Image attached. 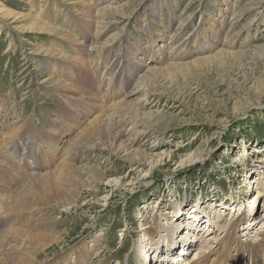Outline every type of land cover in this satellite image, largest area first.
<instances>
[{
  "label": "rangeland",
  "instance_id": "rangeland-1",
  "mask_svg": "<svg viewBox=\"0 0 264 264\" xmlns=\"http://www.w3.org/2000/svg\"><path fill=\"white\" fill-rule=\"evenodd\" d=\"M36 1L0 0V10L11 13L7 18L0 14V131L3 142L14 140H10L12 135L6 139L12 131L20 141L12 150L11 143H7L5 156L0 157V191H4L0 227L2 230L7 227V215L16 207L13 229L26 227L27 234L58 233L51 244L39 247L27 263L149 264L160 247L151 249V240L147 249L138 251L136 245L140 246L143 236L146 240L149 237L144 228L170 226L177 202L190 207L202 198L249 204L256 189L249 188L248 180L241 174L255 169V165L257 169L250 176L263 193L264 0H85L84 4L74 0H42L45 6L40 14L38 7L32 9ZM156 2L159 7L153 11ZM104 6L116 8V15L110 16L107 26L95 31L101 21L97 14ZM88 10L89 16L83 14ZM149 12L154 17H149ZM239 13L230 30L217 27L222 17L228 22ZM26 16L37 17L41 25L53 27L75 40L85 35L86 39L81 41L88 46L87 52L48 29L45 33L30 29L32 23H28ZM154 41L168 42L165 52H171L165 61L150 64L140 74L149 78V85L154 86L153 81L159 84L154 86L159 102L141 109L152 117L149 121L142 120L151 131L134 145L139 156L134 152L130 153L134 156L119 153L120 141L110 143L103 138H113L107 133L113 130L111 123L117 125L120 113L112 115V121L102 119L109 128L103 137L93 132L91 142L78 140L76 148L67 153L70 141L89 125L98 111L109 112L111 103L136 92L140 78L126 82L125 73L113 63L128 60L136 66L142 53L154 48L151 44ZM231 42L234 44L227 47ZM218 51L227 54L204 60ZM162 53L155 51L153 56L161 57ZM198 59L203 60L197 62ZM181 63L188 66L166 69L169 64ZM152 67L160 68L154 71L158 76L145 73ZM60 81L69 85V89L62 88ZM143 94L135 95L131 103L139 102ZM122 112L123 122L118 119V123L131 130L135 126L134 112L126 107ZM49 119L57 121L51 128ZM63 134L66 143L58 155L46 154L31 144L26 148L28 157L18 162L25 150L20 139L28 138L35 143L37 139L55 140ZM240 143L246 149L241 150ZM251 147L257 153L251 152ZM64 160L74 169V173L68 172L71 178L67 180L82 179H76V185L71 184L70 196L56 200H63V205L46 199L38 203L42 205L38 210L32 206L29 210L17 201L30 176L52 173ZM32 163L41 165L35 170L30 168ZM88 167H96L99 174L93 173L87 180ZM65 183L69 182H63L60 189L67 190ZM221 205L219 208L224 209ZM235 209L221 223L207 212L211 222L219 225L215 226L218 230L215 235L197 243L201 244V252L209 245L207 253L216 250L230 221L237 217L234 212L242 207ZM256 210L260 218L264 214L263 204ZM182 220L190 219L177 214L175 221ZM243 228L247 224L238 229L241 235L245 232ZM7 243L11 247L0 250V263H17L16 258L23 251L16 249L18 243L11 240ZM189 254L181 257L180 263L194 257L191 251ZM73 260L76 262L69 263Z\"/></svg>",
  "mask_w": 264,
  "mask_h": 264
},
{
  "label": "bare ground",
  "instance_id": "bare-ground-1",
  "mask_svg": "<svg viewBox=\"0 0 264 264\" xmlns=\"http://www.w3.org/2000/svg\"><path fill=\"white\" fill-rule=\"evenodd\" d=\"M100 1H106V0H100ZM76 2H78L80 4H84L85 0H74V3H76ZM43 3H44V1L37 0L36 3L33 5L32 9L34 8V6L38 7L39 14H40L43 11V9H42L43 6H45ZM161 3H163V2L161 1ZM158 5L159 4H157V2H156L155 5H153L152 10L155 11L156 9H154V8L159 7ZM54 8H56V6H54L53 9ZM115 9L116 8H110V6H104L101 8V11H99L97 14V15L101 16V21L99 23V28H97L95 31L101 29L104 26H107V24H109L111 22L110 16H112L113 14L116 15V13H114ZM241 12H243V11H241ZM69 13L71 15H73L72 12H69ZM84 13L89 16L91 14V11L88 10L86 12H83V14ZM0 14L4 18L11 16V13L9 11L7 12V10L4 12L3 8L0 10ZM149 14H151V15H149V17H154V14H152L150 12H149ZM219 14H221V12ZM240 15H241L240 13L235 14L230 20H228V22L224 21L222 19L223 17L220 15V17H222L221 18L222 21L217 22L218 23L217 27L221 28L223 30L224 29L230 30L232 25L235 24V22H234L235 19H238V17ZM12 16H14V15L12 14ZM26 17H27V20H29L28 23H32V26H29L30 29L36 28L38 30H35V31L44 32V33H45L46 29H48L52 33H54V35H58V37L63 38L68 43H70L72 46L80 49V51H83L85 53L87 52L88 46L84 45L83 42L81 41L83 39H86L85 35H82V37H81L82 39H80V40L76 39L75 40L72 37H69V36L62 34L59 30H57L53 27L49 28V27H45V26L41 25L39 23L37 17H31V18L28 16H26ZM145 21H146V19H145ZM165 22H167V21L165 20L164 23ZM30 29L27 32H30ZM22 32H26V31L23 30ZM226 41H225V43H226ZM154 42L151 43L152 45H154L153 46L154 48H150L149 50H151V51L149 53H147V52L142 53L143 57L138 58L139 63L136 66L133 67L132 65H130V62H128V60H124L123 62L120 61V62L113 63L114 66L115 65L118 66L116 68H120L121 71L125 73L126 82H130V81L134 82V81H137L139 78L140 79L142 78V80L140 81V79H139V81L137 83L136 92L135 93L130 92L127 95L123 96V98H121V100L116 101V102L114 101V103H111V108H110L111 110L109 112L108 111L107 112H102V111L99 112L98 111L97 115L95 117H93V119H91V121L89 122V125L87 127L83 128L79 133H77L75 138L70 141V144H69L70 150H68L67 153H69V151H72L73 149L76 148L75 144L77 143L78 140H79V142H86V143L91 142V138L93 137L91 133H93V132H95V133L97 132L100 134V137H103V133L105 132V130H109V128L105 127L102 119L104 118L105 120L112 121V118H111L112 115L119 114V113H120V115H118L119 117L116 118L117 119L116 124L118 126L111 123L113 130H109V133H107L109 135H112L113 138L111 140H109V139L107 140V137H103V138L106 141H109L110 143L114 142L115 140H116V142L120 141L119 147L117 148V152H119V153L127 152L128 155H131L130 153H133V152L135 153V150L133 149L135 147L134 145L136 143L139 144V142L143 139V137L145 135L149 134L151 131L150 128H147L146 126H144L142 120H144V119L148 120V118L152 117V114L151 113H143L142 110L144 108L146 109L148 107L149 103L159 102L158 99L157 100L155 99L156 93H154L155 84L156 85H159V84H157L155 81H153L154 86L149 85V78L145 79V78H143L144 77L143 75L140 77V74L143 73L150 64H152V63L159 64L160 62L165 61L168 57H170V52H171V51L165 52V48L168 46V44H167L168 42L167 43H158L156 41H154ZM151 44H150V46H152ZM233 44H234V42H231V44H229V45L227 44V47H231ZM161 50L164 51V53H162V55L160 54L161 57L153 56V55H155V51L156 52L157 51L162 52ZM171 50H172V47H171ZM152 52H153V54H151ZM226 54H227L226 51H218L215 55L210 56L208 58H204V60L207 61V60L213 59V58L216 59L220 56H223V55L225 56ZM60 55L65 57V55H62V54H60ZM202 60L203 59H200V60L198 59L197 62H201ZM187 66H188L187 63H185V64H183V63H181V64H169L166 69L179 70L180 68H186ZM127 69H128V71H126ZM159 69H155L152 67V69H148L145 73L150 74V72H151V76L152 75L158 76L154 73V71L159 70ZM136 74H139V77H137L138 75L136 76ZM134 78H136V79H134ZM48 82L56 85V83H54L52 80H48ZM60 83H62L64 85V87H62V88L69 89V85H66L64 81H60ZM142 92H144V94L141 96L144 99L142 98L141 100H139V102H138V100H134L132 103H136V105H134L136 107L132 108L131 101L133 100L135 95L141 94ZM88 94H86V95H88ZM111 100H112V98H111ZM155 104L157 105V103H155ZM125 107L129 108L130 111L134 112V113H132V112L131 113L134 116L133 117L134 118L133 119V125H135V126L131 130L123 129L122 126H120L118 123L119 120H120V122H123L122 118L124 117V115H121V114L123 113L122 111L124 110ZM135 118H137V119H135ZM56 122L57 121H55V120L54 121H52L50 119L47 120L48 127L51 128L53 123H56ZM54 128H55V126H54ZM114 132H116V134ZM55 133H58V131ZM66 133L69 134L70 131L69 132L66 131ZM0 134H1V131H0ZM3 135H5V134H3ZM11 135H12V137L10 140H13V139L14 140L10 141V142L7 141L8 145H9V143H11L10 147H9L10 150L15 149L16 145H18L20 142V141H17V138L14 137V135H15L14 131L10 132L9 136L6 137V139L8 140ZM3 137L1 134L0 135V157H3V155L5 153L4 146L7 144L6 141L3 142ZM64 138H65V136L63 134V135H61V137L56 138L55 140L50 139L48 141L42 142L40 139H37L35 141V143H31L30 139H28V138H26L24 140L20 139V140H22V143H23L25 150L22 152V156H23L22 159H19V161H18V159H16V158L15 159L18 162H22L26 157H28V151H26V148H28V147L30 148L31 144L33 145V147H36L38 149L42 148L46 154L55 152L58 155V153H60L62 151V149L64 147V143H66V141H64ZM106 141H105V146H107ZM237 141H238V139L236 140V142ZM103 144H104V142H103ZM242 144L243 143H240V146L242 148L241 150L246 149V148H244L245 145H242ZM86 146H84V147H86ZM89 146H91V145H89ZM98 148L104 149L101 145H98ZM91 149H93V147ZM249 149L251 150V152L255 151V153H257V150L255 149V147H251ZM263 150H264V148H263ZM29 151H30V149H29ZM31 153H32V151H31ZM63 153H65V152H63ZM244 153H246V151H244ZM49 155H48V157H49ZM62 155L63 154H61L58 158L62 157ZM135 155L139 156L138 150L135 153ZM6 156H9V154ZM131 156H134V155H131ZM30 157H32V156H30ZM41 158H42V156H41ZM3 160H5V159L3 158ZM36 160H37V158H36ZM11 163L14 164L15 162L12 161ZM34 163H32L31 166L29 165L30 168L32 169V167H34L33 169H35V170L39 169V166L41 164L36 165ZM85 169H88L90 172L89 176H87L88 177L87 180H89L90 176L92 177L93 173H95L96 175L99 174L98 169L96 167H92V168L88 167ZM256 169H257V166L255 165V169H249L247 171V173L241 174L242 176H244V179L248 180L247 183L250 184L249 188H255L256 189V191L253 192L255 196L252 195V197L249 199V204L248 203H246V204L245 203L244 204L238 203V202H235V200H234V202H232V200L227 201L225 199H223V201H222V200H214V199L206 200V199L199 198V200L201 202L198 201L197 204H195L193 202L192 205H190V207H192V208H190L189 205H187V203H182V204H184V205H182L181 203L177 202L175 210H174V215L172 216L173 221L168 223L170 226L156 225L152 229L148 228V227L144 228V230L145 229L148 230L147 233H148L149 237L146 240V237L143 236V241H142V243L140 242V246L136 245V250L141 251V249L146 248L148 241L151 240L153 243L151 249H155L156 247H158V248L160 247L159 253L154 255L153 259H155V260L152 259L153 261H155V264H174L175 262L179 264L181 261L180 253H182L183 256H185L189 251H193L192 253L194 254V257L192 259H190L184 263H180V264H264V260L261 258V251L264 250V220L260 219V218L264 217V214L263 215L260 214V218H257V213H256V209L260 206V204H263V206H264V193L259 191L260 188L258 189L256 187V184H257L256 180L254 179V177L250 176V173ZM258 169H261V168H258ZM68 172L74 173V169L72 167H70L66 163V161L64 160L60 163V167L58 169L56 168V170H54V169L52 170V173H49V174L44 173L42 176L41 175H35V174H34L35 176H30L28 179L29 181L27 180L28 182L23 186V189H21L23 191V193L19 197H17V201H20L22 205L24 204L26 209H29L32 206V207H37L36 210H38V208H40V206H42L38 203L39 202L44 203L46 199L48 200V202L49 201H55L58 205L59 204L63 205L64 204L63 200L60 202H57L58 199H62V198L70 196V192H69V191H71L70 187L72 185H76V181H75L76 179H82L80 177L75 178L74 182H71L70 179L67 180V178H71V175H69ZM74 176H75V174H74ZM76 177H77V175H76ZM8 178H10V177H8ZM251 179L253 181H251ZM65 181L69 182V183H65L67 190L60 189L59 186H61L63 184V182H65ZM3 193H4V191H2V192L0 191V205L2 208H3V206L1 204V202H2L1 200L4 197ZM50 197H52V198L49 200ZM200 203L202 205H200ZM210 205H211V207L213 206L212 209L209 208ZM220 205L225 207V208L224 209L219 208ZM182 207H185V208L182 209ZM239 207H242V209L240 211H242V212L244 211L243 214L238 215L236 218H234L233 221L232 220L230 221L228 230H226V232L219 239V241L216 245V250H214L211 254L207 253L206 249L209 248V246H210L209 245V246L205 247L204 250L201 252V248H200L201 244H197V243H199L200 241H201V243H204L206 241V239H209L210 236L215 235L218 230L213 229V227L215 228V226L219 225L217 223L213 224V221L211 222V220H212L210 218L211 216L209 217L207 212H209L213 216V218L217 217V219L221 222L222 218L226 217L227 214L231 213V211H230L231 209H234V208L239 209ZM2 208H1V210H2ZM12 209H10V211H9L10 214L7 215V217L9 218V222H8L7 227L3 230H2V227H0V250H3V248L5 246L11 247L8 245L9 243H7V241H9V240H11L12 242L18 243V246L16 249L18 251L21 250L23 252L20 253V255H18V257L16 258L17 263H12V264H26L30 258L34 257L35 252L37 249H39V247H45V246L51 244L52 241L56 238L55 234H58V233L45 235V234H34L32 232L31 234H27L26 227H20V228L13 229V225H14L13 213H14L16 207H13ZM237 209H235V211ZM260 209H259V211L261 213ZM25 211H27V210H25ZM26 213H28V212H26ZM32 213H33V211H32ZM177 214L182 215V216H184L185 219L188 218L190 220H188V221L182 220V221L176 222L175 219H176ZM205 217H207V218L205 219ZM191 218H192V221H191ZM2 219L3 218L0 219V222L2 221ZM47 220H43V222L47 221ZM244 223L247 224L248 229L243 228V232L244 231L245 232L243 233V235H241L240 231L238 229H240ZM208 224H212V228H210ZM257 227H258V229H257ZM211 230H212V233H210ZM123 232H124V230H123ZM143 243H145V245H142ZM181 243L182 244L184 243V245H181ZM164 248H166L165 250H167V251L163 250ZM142 253H144V252L142 251ZM211 256H213V257L210 258ZM152 260H151V262L149 261L148 263L153 264ZM63 261H67V259H64ZM75 262L76 261H74V260H73V262L69 261V263H75ZM0 264H3V263H0ZM27 264H34V263H27ZM75 264H80V263H75Z\"/></svg>",
  "mask_w": 264,
  "mask_h": 264
}]
</instances>
